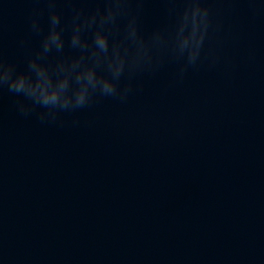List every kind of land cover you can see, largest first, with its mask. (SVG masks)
I'll return each instance as SVG.
<instances>
[{
  "label": "water",
  "instance_id": "obj_1",
  "mask_svg": "<svg viewBox=\"0 0 264 264\" xmlns=\"http://www.w3.org/2000/svg\"><path fill=\"white\" fill-rule=\"evenodd\" d=\"M107 6L0 0V79L68 81L0 85V264H264V0H127L71 45Z\"/></svg>",
  "mask_w": 264,
  "mask_h": 264
},
{
  "label": "clouds",
  "instance_id": "obj_2",
  "mask_svg": "<svg viewBox=\"0 0 264 264\" xmlns=\"http://www.w3.org/2000/svg\"><path fill=\"white\" fill-rule=\"evenodd\" d=\"M127 2V0H108V6L104 12H101V10L98 8L96 12H94L91 16L88 15H83L82 10H77L75 12L74 18H73V24H72V35H71V45H74L76 42V36L73 35V29L77 22L79 21L81 25H86L87 21L90 18H96L98 16H101L103 14H108V15H118L121 13L122 10H124L123 5ZM49 3L51 5L52 0H49ZM51 16L54 18L53 19V24L54 25H59L60 17L59 15L53 11L51 13ZM36 21H33V28L38 30ZM47 37L44 38V48L45 51L50 52L49 44L47 43ZM61 31L57 30V27L54 28V34L52 35L51 39L52 42L56 44V50L57 51H62L64 47V41H61ZM104 45L101 44V47ZM37 58V55L32 58L29 61L28 67L29 68H35V60ZM4 64V63H3ZM6 65V64H5ZM8 68L15 72V69L12 65H7ZM20 78L18 80H13L9 82L10 77L5 76L3 79H0V85H7L9 91H13L18 94H23L28 100H30L33 104L35 105H40L48 110H52L56 105L59 100V93L61 91H64L68 87V81L65 79L61 85L59 90H54V91H49L50 84L48 82H38L36 83L35 87H28L25 88V80L32 78V73L28 72L27 74L25 73H19L17 74ZM42 75V73H37V77ZM112 91L111 88H108L105 86L103 92L110 93ZM23 104V103H21ZM87 103L85 102V96H84V91L79 90L77 91V106L81 107L86 105ZM67 101L64 103V107H66Z\"/></svg>",
  "mask_w": 264,
  "mask_h": 264
}]
</instances>
